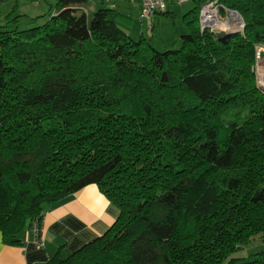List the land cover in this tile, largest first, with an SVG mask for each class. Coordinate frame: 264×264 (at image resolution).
Masks as SVG:
<instances>
[{"label":"trees","instance_id":"obj_1","mask_svg":"<svg viewBox=\"0 0 264 264\" xmlns=\"http://www.w3.org/2000/svg\"><path fill=\"white\" fill-rule=\"evenodd\" d=\"M86 1L57 0L31 28L16 5L0 16L3 239L19 245L44 205L93 184L116 220L45 264H264V0H192L179 47L162 52L111 7L87 16ZM213 1L240 32L200 30Z\"/></svg>","mask_w":264,"mask_h":264},{"label":"crops","instance_id":"obj_2","mask_svg":"<svg viewBox=\"0 0 264 264\" xmlns=\"http://www.w3.org/2000/svg\"><path fill=\"white\" fill-rule=\"evenodd\" d=\"M119 2L123 6L135 7V13L138 17L140 12L139 0H120ZM25 3L24 0H0L1 18L10 13L15 4L16 13L25 16L19 19L18 23L43 16L44 11H41L38 2H32L36 8L33 13L26 12ZM115 10L122 15L128 14L124 9ZM125 16L131 19V17ZM22 26L28 25L24 23ZM130 37L132 38V36ZM42 213L43 246L38 247L36 245L30 228L25 229L19 235V245H13L9 240L3 239L0 233V264H45L59 247H62L61 253L63 255L71 254L104 234L116 220L119 211L107 201L95 185L90 184L61 202L44 205Z\"/></svg>","mask_w":264,"mask_h":264},{"label":"rangeland","instance_id":"obj_3","mask_svg":"<svg viewBox=\"0 0 264 264\" xmlns=\"http://www.w3.org/2000/svg\"><path fill=\"white\" fill-rule=\"evenodd\" d=\"M25 3V9L27 13H33L36 11V8L32 5V2H29L27 0ZM57 0H39L37 1L39 3V6H41V11L43 10L44 13L42 14L43 17L39 18L40 22H35L33 19L24 20L21 23H18V28L22 29L24 28H31L36 25L44 23L49 17V14H51L52 11H54V6ZM120 0H115L114 2H106L104 0H87L86 3L83 5L84 9L86 10V15L91 17L93 12L97 11L101 7H114L115 9H124L128 14H125L129 17H131L130 24H123L118 23V26L125 32L127 35L132 36L134 40H138L139 37L142 35L144 39L150 43L156 50L162 52L167 49H174L178 48L179 43V36L186 34V27L183 22V16L185 13H187L189 10L193 8V2L192 0H183L184 2L182 4H173L168 7V11H171L173 13V18L162 16V15H155L153 19V24L151 31H148V27L145 24H141L137 20V16L135 13V7L133 6H123L121 5ZM16 5V4H15ZM17 8V7H16ZM22 9V7H19ZM42 11V12H43ZM41 12V13H42ZM20 13V12H19ZM131 13V14H130ZM15 14H17L15 12ZM228 14L226 11L222 14V17L227 16ZM34 22V23H33ZM24 23L28 26H22ZM36 23V24H35ZM235 32V31H234ZM240 32V31H236ZM258 51H263L264 48L258 49ZM263 60L264 58H260L256 62L255 66V74H256V84L258 86H261L260 77H259V61ZM260 242L254 241L251 245V247L244 248L242 251H240L237 255L241 256H248L250 253L254 254L262 249L260 247ZM248 254V255H247Z\"/></svg>","mask_w":264,"mask_h":264},{"label":"built area","instance_id":"obj_4","mask_svg":"<svg viewBox=\"0 0 264 264\" xmlns=\"http://www.w3.org/2000/svg\"><path fill=\"white\" fill-rule=\"evenodd\" d=\"M106 2H113L114 0H104ZM183 0H139L140 12L138 14V22L145 24L148 27V31H151L154 16L168 10V7L173 4H182ZM225 17H222L220 13V6L216 2H206L199 9V27L200 30H210L214 34L216 32H224L225 34L234 33L229 28L235 27L236 31H241L243 23L238 14L229 13ZM31 232L34 235L35 243L38 247L43 246L42 242V229L39 224L34 222L30 227Z\"/></svg>","mask_w":264,"mask_h":264},{"label":"water","instance_id":"obj_5","mask_svg":"<svg viewBox=\"0 0 264 264\" xmlns=\"http://www.w3.org/2000/svg\"><path fill=\"white\" fill-rule=\"evenodd\" d=\"M228 12L232 13V14H237L235 11H231V10H229ZM215 34H216V38L218 40H224V39L228 38V36H226V34L224 32H222V31L221 32H216ZM260 58H264V52L263 51H258L257 52V60L260 59ZM256 87L264 95V92L260 89V87L258 85Z\"/></svg>","mask_w":264,"mask_h":264},{"label":"bare ground","instance_id":"obj_6","mask_svg":"<svg viewBox=\"0 0 264 264\" xmlns=\"http://www.w3.org/2000/svg\"><path fill=\"white\" fill-rule=\"evenodd\" d=\"M229 29H231L232 32L236 30L235 27L229 28ZM258 64H259L258 66L259 67V77H260V82H261L260 85H262V87L261 86L259 87L264 92V61L260 60Z\"/></svg>","mask_w":264,"mask_h":264}]
</instances>
